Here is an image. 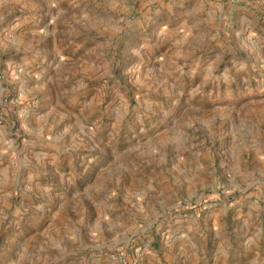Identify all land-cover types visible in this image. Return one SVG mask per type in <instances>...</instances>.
Instances as JSON below:
<instances>
[{
	"label": "rangeland",
	"instance_id": "rangeland-1",
	"mask_svg": "<svg viewBox=\"0 0 264 264\" xmlns=\"http://www.w3.org/2000/svg\"><path fill=\"white\" fill-rule=\"evenodd\" d=\"M209 1L0 0V264H264V0Z\"/></svg>",
	"mask_w": 264,
	"mask_h": 264
},
{
	"label": "crops",
	"instance_id": "crops-1",
	"mask_svg": "<svg viewBox=\"0 0 264 264\" xmlns=\"http://www.w3.org/2000/svg\"><path fill=\"white\" fill-rule=\"evenodd\" d=\"M183 2L185 0H182ZM203 2V1H201ZM231 4V3H230ZM201 8V5L199 6V8L195 9L193 8V10H191V12H198ZM207 10H205L207 13H211L215 12V10L219 9V12L223 9H225V2H217L215 0L209 1V6L205 7ZM190 12V13H191ZM200 13L203 11H199ZM186 13H189V10H186ZM195 17V16H194ZM194 21L197 24H201V19L200 17H195ZM32 59V58H30ZM29 58L25 57V58H14V59H10L8 62H6V79L8 80V84H6V87L9 89V91L11 92V94L16 96V100H17V118L19 119V121L25 124V126H28L27 121L29 116L31 115V112L34 111L33 107H31V98L28 97L27 91V83L28 81H31L33 83L37 82V77H38V73L36 68V63L34 62V65L30 66L28 65V62H31ZM34 61V59H33ZM50 70V68H49ZM50 74V73H49ZM51 79V78H50ZM50 88L52 90V82L50 81L49 83ZM33 97H36V94L33 95ZM35 113V116L32 117L34 119H36L37 121H39V113L38 112H33ZM47 121V120H46ZM38 129L39 130V135L41 134V136L43 135V130H44V126H41L40 124H37L36 126H32V128ZM49 134H52L49 133ZM47 136V135H45ZM4 142H7V139L5 137V135L2 133V131L0 130V161L3 162V164L0 165V169L3 170L4 174L7 173V170L10 166V163L8 162V160L11 158L10 153H11V148H9V150L6 148V144H4ZM145 196H143V200L142 202H144L145 200ZM142 206V205H141ZM176 216V215H175ZM176 222H185L187 224H180L177 226V230L178 231H184L185 233H189V230L191 229V224L190 219L189 218H185V219H180L177 220ZM182 226V227H181ZM186 235V234H185ZM183 240V239H182ZM191 245H193L195 247V249L197 250V246L193 243L190 242ZM171 248V247H170ZM171 249H169L168 251H170ZM187 248H186V244L185 241L180 242L179 245L177 246V249L175 251V253H167L166 257L167 258H171V260H176V262H186L185 260L187 259Z\"/></svg>",
	"mask_w": 264,
	"mask_h": 264
},
{
	"label": "built area",
	"instance_id": "built-area-1",
	"mask_svg": "<svg viewBox=\"0 0 264 264\" xmlns=\"http://www.w3.org/2000/svg\"><path fill=\"white\" fill-rule=\"evenodd\" d=\"M1 121V120H0ZM141 252V251H140ZM138 250L136 251V256L135 257H139L140 255H141V253H140ZM111 259L112 260H115V261H119V260H122L123 258H122V256L121 255H119V254H114V255H112L111 256ZM136 261V260H135Z\"/></svg>",
	"mask_w": 264,
	"mask_h": 264
}]
</instances>
